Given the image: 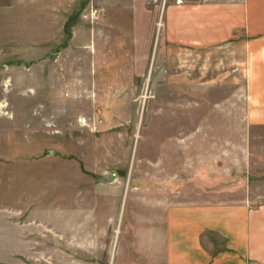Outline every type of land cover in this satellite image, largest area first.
<instances>
[{
	"label": "rangeland",
	"instance_id": "1",
	"mask_svg": "<svg viewBox=\"0 0 264 264\" xmlns=\"http://www.w3.org/2000/svg\"><path fill=\"white\" fill-rule=\"evenodd\" d=\"M175 3L0 0V264H164L167 207L264 201V126L192 85Z\"/></svg>",
	"mask_w": 264,
	"mask_h": 264
},
{
	"label": "crops",
	"instance_id": "2",
	"mask_svg": "<svg viewBox=\"0 0 264 264\" xmlns=\"http://www.w3.org/2000/svg\"><path fill=\"white\" fill-rule=\"evenodd\" d=\"M173 15L192 85L244 88L247 122L264 126V0H176ZM163 233L164 264H264V201L172 205Z\"/></svg>",
	"mask_w": 264,
	"mask_h": 264
}]
</instances>
